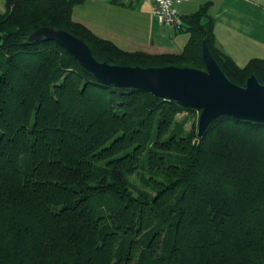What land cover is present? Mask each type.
I'll return each mask as SVG.
<instances>
[{"label":"trees","instance_id":"1","mask_svg":"<svg viewBox=\"0 0 264 264\" xmlns=\"http://www.w3.org/2000/svg\"><path fill=\"white\" fill-rule=\"evenodd\" d=\"M87 0H6L0 12V264H264V124L222 116L200 137L191 111L98 81L42 27L82 39L100 62L205 69L215 46L208 4L182 16L180 54L127 52L73 20ZM139 175L143 188L132 182Z\"/></svg>","mask_w":264,"mask_h":264},{"label":"crops","instance_id":"2","mask_svg":"<svg viewBox=\"0 0 264 264\" xmlns=\"http://www.w3.org/2000/svg\"><path fill=\"white\" fill-rule=\"evenodd\" d=\"M206 4L219 51L241 69L264 60V0H184L181 14H194ZM5 10L6 0H0V12ZM72 17L127 52L180 54L191 40L188 30L162 28L146 1L87 0Z\"/></svg>","mask_w":264,"mask_h":264},{"label":"water","instance_id":"3","mask_svg":"<svg viewBox=\"0 0 264 264\" xmlns=\"http://www.w3.org/2000/svg\"><path fill=\"white\" fill-rule=\"evenodd\" d=\"M29 39L57 42L103 84L120 89L143 90L182 107L201 111L198 123L200 137L222 116L264 124V84L256 74H252L243 87L233 83L213 57L205 40L202 42L205 69H197L124 66L100 62L82 39L65 30L51 27L38 29Z\"/></svg>","mask_w":264,"mask_h":264},{"label":"built area","instance_id":"4","mask_svg":"<svg viewBox=\"0 0 264 264\" xmlns=\"http://www.w3.org/2000/svg\"><path fill=\"white\" fill-rule=\"evenodd\" d=\"M131 1H146L152 4L153 14L158 23L166 28L176 29L181 28L182 14L180 6L184 0H131Z\"/></svg>","mask_w":264,"mask_h":264},{"label":"rangeland","instance_id":"5","mask_svg":"<svg viewBox=\"0 0 264 264\" xmlns=\"http://www.w3.org/2000/svg\"><path fill=\"white\" fill-rule=\"evenodd\" d=\"M180 12H181V6H180ZM162 28H165V27H162ZM165 29H168V28H165ZM169 30H171V28H169ZM170 38L172 39L173 36H171ZM200 112L201 111L199 110H191V111H187V112L185 111V112L177 114L174 120L175 129L178 132L181 131L182 132L181 134L184 136L192 132H195V134H197ZM132 182L136 184L138 187L143 188L139 175L133 176Z\"/></svg>","mask_w":264,"mask_h":264}]
</instances>
